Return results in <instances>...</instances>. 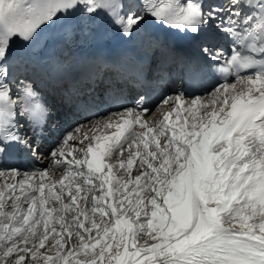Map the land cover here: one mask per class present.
Here are the masks:
<instances>
[{
  "label": "snow or ice",
  "instance_id": "obj_1",
  "mask_svg": "<svg viewBox=\"0 0 264 264\" xmlns=\"http://www.w3.org/2000/svg\"><path fill=\"white\" fill-rule=\"evenodd\" d=\"M73 19L160 49L161 72L173 54L149 23L196 56L155 112L141 95L45 152L40 83L73 96L152 71L85 52ZM58 21L56 51L36 55ZM217 73L231 79L209 86ZM0 264H264V0H0Z\"/></svg>",
  "mask_w": 264,
  "mask_h": 264
},
{
  "label": "bare ground",
  "instance_id": "obj_2",
  "mask_svg": "<svg viewBox=\"0 0 264 264\" xmlns=\"http://www.w3.org/2000/svg\"><path fill=\"white\" fill-rule=\"evenodd\" d=\"M74 21H76V20H72V22H71V25H72V23L74 22ZM64 27H66L65 26V24H64V22L63 21H58L55 25H52V28H53V30L54 31H61V30H63V28ZM99 116H104L103 114H100ZM102 117H99V119H101ZM98 119V118H97ZM92 121H95V120H92ZM172 121V120H171ZM50 137H52L51 135H50ZM42 143L45 145V147L46 148H44V150H45V152H47V150H48V147L47 146H49V144H47V142L46 141H42ZM44 161H45V164H47V160H43V163H44Z\"/></svg>",
  "mask_w": 264,
  "mask_h": 264
},
{
  "label": "rangeland",
  "instance_id": "obj_3",
  "mask_svg": "<svg viewBox=\"0 0 264 264\" xmlns=\"http://www.w3.org/2000/svg\"><path fill=\"white\" fill-rule=\"evenodd\" d=\"M171 95H173V93H172ZM171 120H172V118H170L168 122L171 123V122H172ZM54 146H55V145H54Z\"/></svg>",
  "mask_w": 264,
  "mask_h": 264
}]
</instances>
